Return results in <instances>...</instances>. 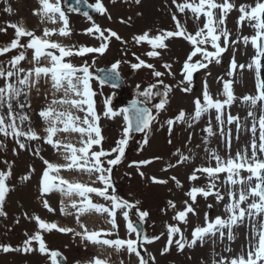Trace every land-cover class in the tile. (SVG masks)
I'll list each match as a JSON object with an SVG mask.
<instances>
[{"label":"rangeland","instance_id":"obj_1","mask_svg":"<svg viewBox=\"0 0 264 264\" xmlns=\"http://www.w3.org/2000/svg\"><path fill=\"white\" fill-rule=\"evenodd\" d=\"M92 5L96 0H88ZM55 2V0H50ZM185 0H176L177 4L184 3ZM189 2L199 3V0H189ZM222 0H217V3ZM236 5V8L231 10L225 19L224 25L230 33L229 41L236 43H223L224 38L221 37V46L226 47L220 57L219 63L213 60L208 64L206 69H199L193 73L191 84L185 81L183 84L182 67L188 54L192 50L190 42L183 37H174L166 40L167 48L157 49L160 52L159 56H148L147 53L152 50L151 45L147 42L137 44L133 39L134 36L140 35L143 32H149L150 35H156L160 31H174L175 21L173 14L186 28L188 33L194 34L199 28L203 27L206 17L203 13L199 19L190 10L185 9L180 12L176 4L172 0H140L137 4L135 0H102L104 7L107 9L105 13H95L88 19L81 12H76L69 9L64 0H60L61 8L65 11L69 20V29L71 34L62 36L59 29L63 27V22L59 20L58 14L56 22L41 18V15H35L34 10H39L41 5L39 0H0V47L7 46L15 39V29L10 27L11 24H17L19 27L32 31L36 36L44 37L45 29H55L56 31L47 39L60 43L66 48H79L80 46L98 47L102 42L95 35H90L86 29L90 28L95 22L101 29H111L115 31L122 39L117 40L114 37L109 41V46L103 54L89 53L81 57L73 55L66 57L65 62L72 63L75 67H81L85 63L89 66V71L92 74L90 87L95 93L93 96L94 110L99 116L98 126L101 129L103 136L102 147L105 151H110L116 146V142L123 137V129L128 125V121L124 119L122 109L126 99L138 98L144 100L153 111L154 119L151 122L150 128L146 129L142 134H130L125 148V155L120 163L112 167L110 174L111 188L108 193L116 195L122 200H126L135 205L133 208L116 209V224L117 228H113L111 217L107 212H100L95 209H89L84 213H77L76 208L72 207V201H79L81 197L77 193H72L70 196L65 195L59 189L41 195V177L46 165L44 160H48L54 164H65V156L68 155L63 148H54L45 143L43 140L30 141L26 138H21L25 143L26 148L20 149L16 143V139L9 135L0 134V171H7L8 165H11L12 175L6 183L9 186V192L3 204V211L6 216L0 215V245H10L12 248H21L23 241L35 234L36 231H41L46 247L49 252L41 254L38 250V242L33 241L31 252L10 251L4 252L0 250V264H54L51 252L53 250L61 251L67 258V264H90L95 258L106 261V264H138V258L134 253H129L125 248L117 249L115 246L105 245L103 243H94L80 235H74L72 232L61 233L58 230L52 231L40 230L38 224L33 219L39 216L46 222H54L59 227L74 229L76 233H82L84 225L89 232L103 230L111 235H103L101 239H136V233L128 230V222L136 219H141L139 211H147L149 215L141 219L144 223L145 236H158V240H153L151 243L138 241V251L148 264H213L214 260H219L221 256L231 259L242 253H246L248 244L252 240L253 227L250 225L251 217L245 216L242 222L232 226L233 239L227 238V229L225 236L220 238L219 233L212 237L215 243L213 246H205V242L198 241L197 244L189 247L185 244L183 249H179L173 242L168 245L167 227L168 225H176L180 227L183 239L190 241L192 231L197 226H205L206 217L208 220H214L217 216L227 220L229 213L226 206L231 203L229 192L239 194L241 185H231L226 182V173H220L214 181L216 188L213 190V195L204 197L197 196V200L193 203L195 213H189L185 221L174 219L178 211L185 208L184 202L187 200L192 203L187 193L192 187L207 188L209 177L206 174L197 173L199 179L192 181L189 176L193 170L201 167H215L216 160L214 154L219 156L222 161L227 160L229 156L235 157L237 152L243 153L247 149L248 155H251V141L253 136L250 134L251 127L248 123L255 122L253 115L248 113V105L250 101H245V96H257V71L255 65L249 68L248 65L253 63V57L256 56V48L249 39L245 43L242 39L244 36L251 37L255 35V29L245 20L242 24H238L240 15L239 5L254 6L255 0H231ZM11 7L12 11H5ZM216 18H219V10H213ZM130 18V19H129ZM124 21V22H122ZM107 36L108 33L105 32ZM29 38L21 37L19 43L27 45ZM209 51H214L211 44L205 45ZM54 54L59 55L58 50L47 49ZM24 53L25 59L19 62L18 67L25 69L24 73H19L22 77L28 70L37 66L51 67V59L47 55L39 58V64L33 59L34 49L27 47H17L11 49L8 53L0 55V67L9 70L12 66L9 61L13 56ZM137 57L144 60L146 64L153 65V68L142 66L139 69H133L132 64L138 63ZM200 60V55L193 58ZM235 59L237 65H245L243 69L237 67L231 76L228 75L231 71V62ZM118 64V69L125 79L126 88L124 91H118L116 88L101 83L98 77V70L102 67L110 68L114 63ZM170 65V69L164 65ZM154 71L163 73L161 77H155ZM171 73V74H169ZM76 75H82L77 73ZM33 75L31 80H35ZM162 80L163 84H158L157 81ZM232 81L231 88L235 99L230 105H225L221 115V120L217 121V111L212 108L202 113L199 119H192L194 116L195 105L194 101L197 97L201 98L203 103L202 93L204 91V82L207 81V88L210 96L215 100L225 99L223 91L224 81ZM10 81L17 83L16 77L10 78ZM4 78H0V86H4ZM157 84L154 92L163 93L164 86H169L170 91L167 96V103L164 109L157 110L154 105L159 103L162 96H152L145 98L142 93L150 85ZM139 85V88H137ZM19 86V85H17ZM191 87L190 92H184V87ZM65 87L67 84L65 83ZM24 92L27 93V100L22 94L19 97L20 103L30 104V107L19 109L17 102L13 101V108L16 112L23 111L30 118L22 125L25 131L31 126L41 137L46 136L45 129L47 123L39 116L41 109L52 104L54 100H60L64 97V90L57 91L53 87L51 75L47 77L41 76L39 82L34 84L30 89L25 87ZM68 98H76L74 94L69 92ZM110 101V104L105 103ZM264 105V100H257ZM52 107L57 110L69 111L74 116L83 118L86 113L71 108L69 105L52 104ZM108 107L117 113L116 116L105 115ZM183 110L185 118L181 121H176L171 126L167 121L175 119L179 112ZM0 113L6 114V105L0 108ZM236 117L232 123H228V116ZM254 119V121L251 119ZM247 122V123H246ZM19 123V121H17ZM256 123V122H255ZM209 124L212 127V134H209L206 129ZM247 124V125H246ZM246 125V126H245ZM62 127V125H61ZM223 129V135L221 134ZM147 136L148 143L143 141ZM230 136V146L228 137ZM54 139L61 141L62 144L71 143L75 147H81V141L87 137H81L79 133L59 132ZM171 141V143H169ZM258 142V140H257ZM101 146H93V150H99ZM39 151V155H34V152ZM179 150V152L177 151ZM180 154L188 157L183 163L177 164ZM116 154L112 153L110 157L102 158L104 166L107 168V159L114 158ZM258 157L264 158V153H257ZM43 157V159H41ZM158 158V159H157ZM150 160L151 163L137 165L133 162ZM7 161V164H5ZM169 165H174L169 167ZM143 173V176L140 173ZM28 180H22L21 177L29 175ZM55 175L56 173H50ZM241 176L247 177L249 173L242 170ZM59 176L69 181L70 183H83L92 187L103 188L105 185L97 179V173H89L86 170L77 168L61 169ZM152 177L160 180H166L167 183H153ZM176 177L180 182L177 186ZM255 179V178H253ZM59 183V181H56ZM255 182L245 181L243 185L244 191L247 192L249 187H254ZM66 187V186H65ZM215 191H219L224 199L218 201L215 197ZM93 203L103 205L105 208H112V201L105 199L95 193L89 194ZM258 199V198H255ZM47 201L49 206L55 211H49L44 207V201ZM139 201L137 204L136 202ZM169 201L175 204V208L169 206ZM254 202V198L249 196L248 199L241 204V207L248 209V205ZM65 211H61V209ZM129 213L126 219L123 212ZM254 211V210H253ZM27 214V216L25 215ZM262 214V213H261ZM79 215V219L77 216ZM264 224V213L262 214ZM27 233V236L25 235ZM163 233V235H161ZM181 239V234H175L173 241ZM204 239V240H205ZM213 241V242H214ZM168 247L167 252L162 251ZM230 249V251H228ZM149 254L155 257L152 261L149 259ZM214 255V258H211Z\"/></svg>","mask_w":264,"mask_h":264},{"label":"snow or ice","instance_id":"obj_2","mask_svg":"<svg viewBox=\"0 0 264 264\" xmlns=\"http://www.w3.org/2000/svg\"><path fill=\"white\" fill-rule=\"evenodd\" d=\"M137 4L140 3V0H135ZM174 4H176L177 9L180 12H184L185 9H190L195 15L196 18L199 19L201 13L206 17V21L203 24V27L199 28L194 34L188 33L184 25L176 18L175 14H173V20L175 21V30L174 31H160L156 35H150L149 32H143L140 35L134 36L133 39L137 44L141 42H147L151 45L152 50L147 53L148 56H159L160 52L157 49H165L167 48L166 40H169L174 37H183L185 40L190 42L192 45V50L187 56V59L183 63L182 73L183 80L180 82L183 84L185 81L191 84V80L193 77V73L197 72L199 69H206L209 63H212L215 60L216 63H219L220 55L226 51V47L221 46V37L224 38L223 43L226 46L227 43H236V41H229L230 33L226 29V27H222L225 23V19L227 14L236 8V5L231 2V0H222V2L217 3V0H199V3L189 2V0H185L182 4H177L176 0H172ZM41 8L39 10H34L35 15H41V18H47L51 20L53 23L56 22V17L58 14L59 20L63 22V27L59 29V33L62 36H68L71 34L69 29V20L65 11L61 8L60 0H55V2H50V0H39ZM90 7H94L95 10L99 13H105L107 9L104 7L102 0H96L94 5H90ZM219 10L220 15L217 19L213 10ZM7 12H11V7L5 9ZM238 11L240 13L238 17V24H242L245 20H247L251 26L255 29V35L248 37H242L245 43H248L249 39L251 43L256 48V56L253 57V63L249 64L248 67L252 68L255 65L257 76H259L260 68H261V57H264V0H255L254 6L252 5H239ZM88 19H92L88 13H84ZM130 19V18H129ZM124 22V21H122ZM10 27L15 29V39L11 41V43L7 46L0 47V55L4 53H8L11 49H16L19 47H27L34 49L33 59L36 60L37 64H39V58L41 56L47 55L51 59V67H41L37 66L33 69L28 70V72L22 77L19 73H24L25 69L19 68V62L25 59L24 53L21 52L19 55L13 56L9 61V64L12 66L11 69L5 70L3 67H0V78H4L5 84L4 86H0V108L6 105L7 113H0V134L4 136H13L16 139V143L18 144L20 149H25L26 145L21 141V138H26L30 141L35 140H43L45 143L53 146L54 148H63L68 155L65 156V160L67 161L65 164H54L49 162L48 160H44V164L46 168L43 171L41 177V195H44L53 189H59L64 192L65 195H71L72 193H77L81 199L77 201H72V207L76 208L77 213H84L89 209H95L100 212H107L111 219V224L113 228H117L115 216L116 209L123 208H133L135 205L131 204L126 200H122L118 198L114 194H109L108 189L111 188V171L114 165L120 163L121 159L125 155V148L128 144L129 133L131 131V121L127 115L128 109H122V113L124 114V119L128 121V125L123 129V137L116 142V146L111 148L110 151H105L103 149L102 140L104 139L101 135V129L98 126L99 116L96 115L94 110V101L93 96L95 93L92 91L90 87V80L92 78V74L89 71V66L85 63L81 67H75L70 62H65L66 57H71L73 55L85 56L89 53H98L103 54L108 46L111 38H115L117 40H121L122 38L111 29H101L99 25L93 22L92 26L86 29V32L90 35H95L97 39H100L102 42L98 47H90V46H80L79 48H66L62 46L60 43L51 41L46 37L51 36L56 30L55 29H45L44 37L41 38L36 36L34 32L27 31L17 24H11ZM0 31H5V29H0ZM105 32L108 35H105ZM21 37H28L27 45H21L19 43ZM207 44H211L214 51H209L205 46ZM47 49L58 50L59 55L54 54L52 51H45ZM197 55H200V60H194L193 58ZM138 63H134L131 65L133 69H139L142 66H146L148 68H153V65L146 64L144 60H140L137 57ZM119 61L112 65L113 69L118 67ZM166 68L170 69V65H164ZM231 71H229L228 75L231 76L233 72L239 67L243 69L245 65H237L235 59L231 62ZM77 73H81L82 75H76ZM51 75L53 81V87L57 89V91L63 89L64 97L60 100L52 101V104H61V105H69L71 108H75L78 111H84L86 115L81 118L79 116H74L69 111L57 110L52 107V104L48 105L46 108L41 109L39 112V116L43 118V120L47 123V127L45 129L46 136L41 137L31 126H29L28 130L25 131L22 127L25 121H29L30 118L23 111L16 112L13 108V101L15 100L18 104L19 109L23 110L25 107H30V104L20 103L19 97L23 94L25 96V100H27V93L24 92V88H31L34 84L39 82L41 76L47 77ZM171 74V73H169ZM35 76V80H31L32 76ZM153 75L155 77H161L163 73L160 71H154ZM16 77L17 83H13L10 81V78ZM104 81H101L103 83ZM65 83L67 87H65ZM158 84H163L162 80L157 81ZM232 81L226 80L224 81L223 91L225 94V99L218 100L213 99L207 88V81L204 82V91L202 93L203 103L200 97H197L194 101L195 111L192 119H199L202 113L208 111L209 109H216L217 121H220L221 124L223 121L221 120L220 113L222 112L225 105H230L232 101L235 99L233 90L231 88ZM19 85V86H17ZM258 95L257 96H245L243 99L245 101H251L253 105L256 104L257 100H264V80L258 79L257 85ZM139 88V85H137ZM157 88V84H150L142 93L145 98H151L152 96H162L159 103L155 104L154 107L157 110H161L165 108L167 103L168 92L171 90L169 86H164L163 93L156 91L153 89ZM184 92H190L191 87H184L182 89ZM71 92L74 94L76 98H68V94ZM106 105L110 104V101H105ZM105 115L116 116L117 113L113 111L111 107H108ZM249 115H253L249 112ZM185 118V113L183 110L179 112V114L175 117V119H169L167 124L169 125V131H171V126L176 121H181ZM154 117L151 114V111L147 108L138 109L137 110V127L136 131L143 132L145 129H149L152 120ZM238 119L236 117L228 116V123H232L233 120ZM19 121V123H17ZM62 125V127H61ZM259 137L257 142L256 131L257 124L254 122L251 128L253 133V139L251 141V155H248L247 149L243 153L237 152L235 157L229 156L227 160L222 161L219 156L214 154V159L216 160L215 167H201L193 170L192 174L189 176V179L192 181H196L199 179L197 173L206 174L209 177V184L207 188L204 187H192L190 191L187 193L188 197L192 201H185V208L181 211H178L174 219L178 221H185L186 217L189 213H195V209L193 207V203L196 202L197 196L202 195L204 197H208L213 195V190L216 188L214 181L218 178L220 173H226V182L231 185H241V190L237 196L235 192H229L228 195L231 197V203H229L226 208L229 213L228 219L225 220L220 216H217L214 220H208L206 217L205 226H197L192 231V238L190 241H185L183 239V235L181 233L180 227L176 225H168L167 227V236H168V245L170 246L173 242L178 246L179 249H183L185 244L189 247L197 244L198 241L203 242L206 236H215L219 233L221 239L225 236V229H227V238L229 240L233 239L232 234V226L242 222L245 216H253L257 214L264 213V158L258 157L257 153H264V115L260 116L259 121ZM206 131L209 134H212V127L209 124ZM59 132L64 133H79L81 137L86 136V140L81 141V147H75L71 143L62 144L61 141L54 139V137ZM221 134L223 135V129L221 128ZM144 144L148 143L147 136L143 141ZM171 143V141H169ZM228 143L230 146V136L228 137ZM0 146H3L0 144ZM93 146H101L99 150H93ZM179 152V150H177ZM115 153L114 158L107 159V165L109 167L104 166V160L102 158H107ZM34 155H39V151L34 152ZM43 159V157H41ZM158 159V158H157ZM188 157L180 154V158L177 161V164L183 163L186 161ZM137 165L149 164L150 160L133 162ZM7 164V161H5ZM174 165H169V167H173ZM77 168L79 170H86L89 173L95 172L97 173V179L102 182L105 186L103 188L100 187H92L90 185H85L83 183H70L69 181L63 179L59 176V171L61 169H72ZM247 171L249 175L247 177H243L240 175L241 171ZM50 173H56L52 175ZM12 175L11 165H8L7 171H0V215L6 216L7 213L3 211V204L6 198V194L9 192V186L6 183L8 178ZM140 175L143 176L141 172ZM30 178L29 175H25L21 177L22 180H28ZM255 178L256 184L254 187H249L248 191H244L243 185L245 181L251 183V181ZM153 183L164 184L167 183L166 180H160L156 177H152ZM171 179L175 180L177 186H180V182L176 180V177H172ZM59 181V183H56ZM66 186V187H65ZM95 193L105 199L111 200L112 208H105L103 205H99L93 203L89 194ZM249 196L254 198V202L248 205V209L241 207ZM215 197L218 201L223 200L224 197L219 193V191H215ZM258 198V199H255ZM137 204L139 201L136 202ZM169 206L175 208V204L169 201ZM44 207L49 211H55L52 209L48 202L44 201ZM254 210V211H253ZM61 211H65V209H61ZM139 216L141 219L147 217L149 213L147 211H139L137 209ZM27 216V214L25 213ZM129 213L127 211L123 212V216L127 219ZM38 224V228L40 230L52 231L53 229L58 230L61 233L72 232L74 235H80L85 239H88L94 243H103L109 246H115L117 249L125 248L131 254L134 253L138 258V264H148V260L141 255L138 251V241L140 239V234L137 232V229L133 226L131 221L128 222V230L130 232L136 233V239H101L103 235H111V233H105L103 230L89 232L88 229L81 225L83 228L82 233H76L74 229L59 227L54 222H46L41 219L39 216L33 217ZM79 219V215L77 216ZM181 234V239L173 241V237L175 234ZM27 236V233H25ZM163 235V233L161 234ZM158 236H153L151 239L147 236L144 237V241L147 243H151L153 240H158ZM33 241L38 242L39 252L41 254L49 252V249L46 247V243L43 239L41 231H36L35 234L28 236L27 239L23 241V245L21 248H12L10 245H0V250L4 252L10 251H24L31 252L33 251L32 243ZM168 247L166 246L163 252H167ZM230 251V249H228ZM59 255L58 252L52 251L51 257L53 258L54 264H56L55 258ZM149 259L152 261L155 260V257L149 254ZM90 264H106V261H103L99 258H95L94 261L90 262ZM213 264H264V224L261 225L260 229H256L253 226V234L252 240H250L246 253H242L236 257H232L228 259L226 257L221 256V258L217 261L214 260Z\"/></svg>","mask_w":264,"mask_h":264},{"label":"water","instance_id":"obj_3","mask_svg":"<svg viewBox=\"0 0 264 264\" xmlns=\"http://www.w3.org/2000/svg\"><path fill=\"white\" fill-rule=\"evenodd\" d=\"M64 1L69 9L74 10L76 12H81L83 14L88 13L89 16H92L93 14L97 13L94 7H90V5L92 4L88 0H64ZM261 65L262 66L260 68L259 76H257V79L264 80V57H261ZM98 76L101 81H104L105 83L111 85L112 87L117 88L120 91H124L126 88L125 79L120 74L118 68L116 69H113L112 67L99 68ZM124 106L125 109H128L127 115L131 121L130 132L137 134L143 133L144 131L143 132L136 131V127L138 123L137 110L147 108L151 111L152 114V109L146 103L136 98L125 100ZM132 224L137 229V232H139L140 239H142L145 234L143 221L141 219H136L132 222ZM54 251L59 253V255L55 258L56 263L67 264L65 255L58 250H54Z\"/></svg>","mask_w":264,"mask_h":264},{"label":"bare ground","instance_id":"obj_4","mask_svg":"<svg viewBox=\"0 0 264 264\" xmlns=\"http://www.w3.org/2000/svg\"><path fill=\"white\" fill-rule=\"evenodd\" d=\"M251 112L253 114V117L255 118V122L257 124V131H256V137H257V140H258V137H259V125H258V121H259V118L260 116L264 115V105L261 103V102H256L255 105H253L251 103V101L249 102V105H248V113ZM252 119V117H251ZM254 121V119H252ZM247 123V122H246ZM251 128H252V124L251 123H248ZM247 125V124H246ZM245 125V126H246ZM250 134L253 136V133L252 131L250 130L249 131ZM259 142V141H258ZM251 153V152H250ZM253 182H255L256 184V180L253 179L252 180ZM248 191V190H247ZM263 214V213H262ZM262 214H257L255 215L256 217L254 219H252V222H250V225L253 227L255 226L256 229H260L261 225L263 224V218H262ZM213 238L210 237V238H206L204 240L205 242V246L207 245V248L208 247H211L213 246V243H215V241L213 242ZM211 258H214V255H212Z\"/></svg>","mask_w":264,"mask_h":264}]
</instances>
